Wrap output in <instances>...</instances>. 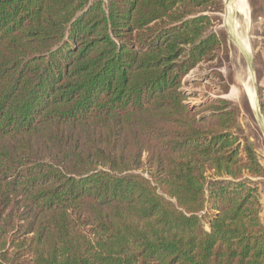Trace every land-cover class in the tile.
I'll use <instances>...</instances> for the list:
<instances>
[{
	"label": "trees",
	"instance_id": "trees-1",
	"mask_svg": "<svg viewBox=\"0 0 264 264\" xmlns=\"http://www.w3.org/2000/svg\"><path fill=\"white\" fill-rule=\"evenodd\" d=\"M222 10L0 0V264H264L261 155L231 102L186 103L195 70L235 83Z\"/></svg>",
	"mask_w": 264,
	"mask_h": 264
},
{
	"label": "rangeland",
	"instance_id": "rangeland-1",
	"mask_svg": "<svg viewBox=\"0 0 264 264\" xmlns=\"http://www.w3.org/2000/svg\"><path fill=\"white\" fill-rule=\"evenodd\" d=\"M227 0H222L224 3ZM226 3V2H225ZM247 3V0H246ZM247 7L250 12V8L247 3ZM227 9V4H226ZM250 14V13H249ZM220 23L217 28L223 30L225 33V29L223 28V23L225 22V14L222 12L219 14ZM250 17V16H249ZM264 16L261 17L258 21L252 22L250 19V25L248 29V41L250 42V46L252 49V60L255 72V78L258 84V87H262V97L260 96V92L258 91V105L260 108V112L262 115L263 123H264V111L262 110V103L264 104V77H263V69L261 62L259 60L260 50L263 48L262 37L264 34V23L262 20ZM263 24H261V22ZM227 35V33H226ZM259 38V39H258ZM228 41V62H223L220 66L217 65L215 67L218 71H220L224 76L225 80L228 75V69L231 70L233 80L235 81L234 85H232L227 94H220L218 88L213 86L215 80L214 78H210V72L214 71V68L210 69L205 67L203 70H195L189 75L187 86L184 88L191 96L186 101L187 105L191 109H194L197 106H200L203 102L206 101L207 98H221L231 102L235 105L238 113V126L242 129L243 134L251 141V145L256 147L257 152L261 155V164L264 166V137L262 134L261 127L258 123L257 118L255 117L254 110L248 103L246 95L244 93L245 84L248 82L249 68L238 51L231 45L230 40ZM235 49V50H234ZM213 77V76H212ZM241 78V79H240ZM261 81L259 82V80ZM240 80V81H239ZM195 82H200L201 85H195ZM208 82V83H207ZM250 84V81L248 82ZM251 86V84H250ZM237 91V96L232 97V91ZM259 90V89H258ZM243 100H245L248 104L249 111H247L243 106ZM260 194H261V203H262V214L261 218L264 222V184L260 186Z\"/></svg>",
	"mask_w": 264,
	"mask_h": 264
},
{
	"label": "bare ground",
	"instance_id": "bare-ground-1",
	"mask_svg": "<svg viewBox=\"0 0 264 264\" xmlns=\"http://www.w3.org/2000/svg\"><path fill=\"white\" fill-rule=\"evenodd\" d=\"M225 2L227 4V18L226 20H224L225 22L223 23V26L225 29L229 31L230 35L232 36L233 40L229 39L231 45L234 46V48L238 51V53L241 55V57L248 66L247 51H249L250 48H249V41L247 35L250 25V17H249V9L247 7L246 0H227ZM249 81L251 86L249 89H244V93L250 98L251 105L254 111L256 112L258 123L262 128V132H263L264 131L263 119L258 118L259 105H258V96L256 92L254 77L248 75V82ZM231 96L232 97L237 96V91L233 90ZM263 136H264V132H263Z\"/></svg>",
	"mask_w": 264,
	"mask_h": 264
},
{
	"label": "water",
	"instance_id": "water-1",
	"mask_svg": "<svg viewBox=\"0 0 264 264\" xmlns=\"http://www.w3.org/2000/svg\"><path fill=\"white\" fill-rule=\"evenodd\" d=\"M223 4V13L225 14V20L227 18V9H226V3H222ZM224 28V26H223ZM225 29V28H224ZM226 33H227V40L229 39H232V36L230 35L229 31L227 29H225ZM233 40V39H232ZM249 48L250 50L247 51V58H248V66H249V76H253L254 79H255V87H256V92H257V96H258V84H257V81H256V78H255V72H254V66H253V60H252V49H251V46H250V42H249ZM250 88V85L248 82H246L245 84V89H249ZM246 98L248 100V103L249 105L251 106V108L253 109L252 105H251V101H250V98L246 95ZM254 110V109H253ZM254 114H255V117L257 116L256 115V112L254 111ZM257 118V117H256ZM258 118L262 119V115H261V112H260V108L258 110ZM262 130V128H261ZM264 132V131H263ZM262 132V134H263ZM264 137V136H263Z\"/></svg>",
	"mask_w": 264,
	"mask_h": 264
},
{
	"label": "crops",
	"instance_id": "crops-1",
	"mask_svg": "<svg viewBox=\"0 0 264 264\" xmlns=\"http://www.w3.org/2000/svg\"><path fill=\"white\" fill-rule=\"evenodd\" d=\"M262 22L264 23V19L262 20ZM262 22H261V24H263ZM262 41H263V44H262L263 45V48H262V50H260V53L259 54H260V57H261V65H262V68L261 69H263L262 71H263V77H264V34H263V37H262Z\"/></svg>",
	"mask_w": 264,
	"mask_h": 264
}]
</instances>
